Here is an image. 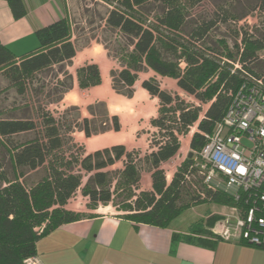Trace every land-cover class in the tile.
<instances>
[{
	"label": "trees",
	"instance_id": "trees-1",
	"mask_svg": "<svg viewBox=\"0 0 264 264\" xmlns=\"http://www.w3.org/2000/svg\"><path fill=\"white\" fill-rule=\"evenodd\" d=\"M2 1L13 19L26 16L23 0ZM100 1L107 7L102 22L114 36L101 45L117 65L109 72L115 94L131 99L139 74L152 71L175 80L179 89L208 108L202 113L200 106L162 90L156 78L145 80L141 88L158 101L157 116L150 120L156 130L151 151L141 157L114 145L86 154L84 146L75 142V132L91 138L117 133L121 126L102 102L90 105L86 118L79 116L77 106L66 107L58 119L47 109L73 87L67 68L72 66L76 46L67 17L36 29L38 47L27 54L17 56L0 42V75L22 98L0 110V264H24L36 255V242L42 236L87 218L65 208L78 190L87 198V208L111 205L135 225L166 227L184 211L204 203L239 206L226 193L210 190L196 163L223 119L231 95L264 74V58H260L264 29L239 26L250 14L264 12V0ZM245 77L247 81H242ZM76 81L81 89L99 85L98 66L76 69ZM27 93L37 98L34 107L26 101ZM41 96L44 104L38 100ZM71 112L77 114L70 117ZM194 125L191 156L167 181L162 165L176 156L180 137ZM118 162L121 169L107 170ZM143 172L150 176V189L144 191L140 190ZM218 219L206 215L189 230L220 241L209 230ZM259 249L264 250V245Z\"/></svg>",
	"mask_w": 264,
	"mask_h": 264
},
{
	"label": "crops",
	"instance_id": "crops-1",
	"mask_svg": "<svg viewBox=\"0 0 264 264\" xmlns=\"http://www.w3.org/2000/svg\"><path fill=\"white\" fill-rule=\"evenodd\" d=\"M23 2L27 14L15 20L7 4L0 0V9L5 10L6 15L4 22L0 21V42L17 56L38 47L34 36L36 29L62 17L69 20L71 15L68 0ZM90 50H96L101 61L103 52L105 59L108 58L100 44H91L81 50V56L84 57L77 63L76 68L94 64L93 59L87 55ZM77 55L76 51L72 62ZM106 73L102 68L103 78ZM73 79V85L77 84L76 79ZM73 90L74 88L64 95L61 103ZM75 104L69 103L65 106ZM108 207L111 208L110 205L104 206ZM188 211L192 217L181 214L166 227L135 225L118 213L95 214L62 225L42 236L36 242V256L42 264H264L263 249L222 240L216 242L214 237L191 233L190 225L206 215L196 212L195 207ZM215 223L209 228L211 233ZM182 236L197 238L202 242L186 241L180 238Z\"/></svg>",
	"mask_w": 264,
	"mask_h": 264
},
{
	"label": "rangeland",
	"instance_id": "rangeland-1",
	"mask_svg": "<svg viewBox=\"0 0 264 264\" xmlns=\"http://www.w3.org/2000/svg\"><path fill=\"white\" fill-rule=\"evenodd\" d=\"M69 1V11H70V24H71V38L75 43L76 51L78 55L72 62V67L67 68L68 72L76 79V68L77 63L81 58V50L85 46L91 44H96L107 41L110 42L114 39L111 32H109L102 22V17L105 15L106 3L100 0H68ZM209 5V2H208ZM205 4V6H208ZM210 7V5H209ZM208 7V8H209ZM5 10L0 9V21L4 22L5 20ZM239 26L244 27L246 30H254V28L263 30L264 29V12L256 11L255 13L250 14L246 17ZM223 31V30H222ZM112 44V43H109ZM102 46V45H101ZM103 48V47H102ZM104 50V49H103ZM91 52L87 55L93 59L94 64L99 68L100 75L101 69L107 72L105 77L101 76V83L95 87L88 89H81L78 87V83L73 85L72 89L74 90L66 98L64 102L58 104H53L47 106V109L52 113L55 118H59L62 111L67 107L65 105L69 103H76L75 106L78 107V114L82 118L89 117L87 108L90 105L102 102L105 104L108 113L111 116H117L120 122V131L109 132L105 134H99L93 136L89 139L82 137V134L78 133L73 134V138L76 143L83 145L85 148V153L89 154L96 150H101L107 147L114 145H122L127 151H137L141 157L147 155L151 151L150 140L152 135L156 130L150 125V120L157 116L158 110V101L156 98H151L148 93L141 88V83L148 79L156 78L159 82L160 88L162 90L168 91L173 95H177L180 99L186 103L193 104L195 106H200L202 113L206 111L208 105H202L192 96L186 94L181 89L176 86V81L171 78H163L155 75L152 71L141 73L138 76V80L134 85L135 93L131 99H126L122 96L115 94L110 87V77L109 72L112 69L117 67L116 63L112 59H105L104 52L103 58L101 61L96 50H90ZM260 58H264V53L260 54ZM184 67V66H182ZM244 78L242 81H247ZM258 79H262L264 85V74L260 75ZM249 86L253 85V82L248 83ZM31 96L30 93H27L26 101L34 107L37 102V98ZM64 97V96H63ZM44 104V97L38 99ZM63 100V99H62ZM22 98L17 97L12 88L8 87V83L0 75V110L8 108L13 102H21ZM77 113L71 112L70 117ZM202 115V114H201ZM196 132V125H194L188 132L186 136L180 137L181 147L171 160L162 165V168L166 174L167 181H170L173 173L177 167L182 163V161L191 153L189 148V142L192 137V134ZM122 164L120 162L116 163L114 166L108 168V171H113L116 169H121ZM34 173L30 174V178L34 179ZM150 189V176L148 173L143 172L141 175L140 181V190H149ZM88 200L85 198L80 190H78L73 197L69 200L66 205L67 210H74L76 213L92 216L95 214H114L122 213L116 211L111 205V208H104L100 206L96 210H91L87 208ZM195 211L199 214L205 215H216L220 218H224L225 214H230V210L227 209L229 206H222L216 204L204 203L201 205L194 206ZM183 216H190V211L186 210L183 213ZM220 220V219H218Z\"/></svg>",
	"mask_w": 264,
	"mask_h": 264
},
{
	"label": "built area",
	"instance_id": "built-area-1",
	"mask_svg": "<svg viewBox=\"0 0 264 264\" xmlns=\"http://www.w3.org/2000/svg\"><path fill=\"white\" fill-rule=\"evenodd\" d=\"M198 173L212 191L232 197L239 206L217 220L213 234L222 241L262 248L264 245V85L254 79L231 95L197 156ZM24 264H42L34 255Z\"/></svg>",
	"mask_w": 264,
	"mask_h": 264
},
{
	"label": "water",
	"instance_id": "water-1",
	"mask_svg": "<svg viewBox=\"0 0 264 264\" xmlns=\"http://www.w3.org/2000/svg\"><path fill=\"white\" fill-rule=\"evenodd\" d=\"M191 156V154H188V157H190Z\"/></svg>",
	"mask_w": 264,
	"mask_h": 264
}]
</instances>
